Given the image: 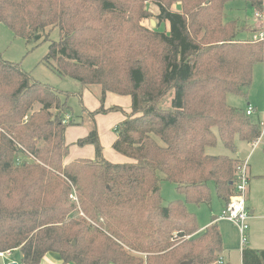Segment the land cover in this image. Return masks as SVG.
Listing matches in <instances>:
<instances>
[{"label": "trees", "instance_id": "obj_1", "mask_svg": "<svg viewBox=\"0 0 264 264\" xmlns=\"http://www.w3.org/2000/svg\"><path fill=\"white\" fill-rule=\"evenodd\" d=\"M229 1L0 0V23L16 36L38 43L58 31L44 64L100 89L92 126L76 142L91 144L95 158L65 163L68 106L0 54V252L19 250L18 264L47 254L61 264H229L218 263L217 222L198 232L187 208L209 203L212 190L224 206L235 191L243 160L206 148L219 140L235 153L236 140L253 145L262 134L226 102L228 93L246 97L264 61V41L241 39L243 25L224 21ZM244 1L264 12V0ZM151 18L154 27L143 23ZM107 92L131 99L112 143L129 162L102 155L94 114L117 110L104 108ZM161 179L183 200L163 204ZM241 262L264 264V249L246 242Z\"/></svg>", "mask_w": 264, "mask_h": 264}, {"label": "rangeland", "instance_id": "obj_2", "mask_svg": "<svg viewBox=\"0 0 264 264\" xmlns=\"http://www.w3.org/2000/svg\"><path fill=\"white\" fill-rule=\"evenodd\" d=\"M151 8L154 9L153 7ZM254 12L255 9L251 6L249 2L244 0H232L227 2L224 7L223 19L224 21L236 20L238 22L239 27L242 26L245 21H255V27L258 31V29H260L259 21H261V19H256L254 17ZM151 19H146L143 21V23L145 25L151 26ZM167 29L168 28L165 23H162L158 27V30L161 31H167ZM57 38L58 31L52 30L49 33L48 40L38 43H35L33 41L28 42L25 39L16 36L6 25L0 23V54L4 59L8 61L20 63L22 69L29 72L33 79L38 80L43 84L56 89L59 93L61 100L64 101L68 106L65 115H69L71 119L74 120V122L69 126L83 127L85 130L89 131L92 126V121L88 116L87 112L94 111L95 107H92L85 99L84 104L90 105V107H88L89 109L84 108L80 104V97H94L98 101V106L100 103V89L97 86L84 87L73 78L60 76L52 66H47L42 62V59L48 50L47 47L49 40H57ZM226 102L231 107H238L243 110H245L248 104L254 106L253 113L249 116V118L252 121L261 125V137L252 146H246V143L236 140V143H238L236 153L240 154L241 157L247 158L246 161L250 167H247V176L250 178L251 182L253 181L255 175H260L261 177V179L257 180V183L259 185L258 187L260 188V193L258 194L256 193V191H254L253 194L251 193V197L249 195V200L252 203L256 204V214L264 215V61L256 63L253 66L252 83L250 84L247 90L246 97L233 93H228L226 95ZM116 111H118L120 115H123V118L119 122L125 119L126 115L124 113L125 111L123 108H121L120 110H110L106 113L94 114L95 125L96 115H106ZM118 123H116L115 126H112L109 132H112L114 135H116L114 128L117 126ZM215 133L217 132L215 131ZM76 142L77 140L75 141V145H78ZM68 146H70L69 143ZM206 152L207 154L228 155L231 157H235V153L227 150L219 140L217 141L215 146L206 148ZM159 184L163 204H167L168 202L176 199L183 200V195L175 191L174 184L164 179H161ZM221 204V200L216 196L215 192L212 190V197L209 203H202L200 205L188 204L187 208L190 212H194V214L197 216L199 225H202L209 222L212 216H217L220 214ZM251 228H254V224L251 225ZM263 228L264 219L262 218L261 220L255 222V229L259 230L260 234L262 233ZM247 231L245 234L246 238L248 239ZM12 255V258L15 259V261H11L9 263H19L21 256L20 251H13ZM49 257H51L55 261H59V259L55 255L51 254L49 255ZM237 259L238 254L233 256V260ZM44 264L50 263L45 260Z\"/></svg>", "mask_w": 264, "mask_h": 264}, {"label": "crops", "instance_id": "obj_3", "mask_svg": "<svg viewBox=\"0 0 264 264\" xmlns=\"http://www.w3.org/2000/svg\"><path fill=\"white\" fill-rule=\"evenodd\" d=\"M242 25H243L242 26L243 30H245V32L240 33L239 37L241 39H253L254 35L257 32L256 27H255V21L254 22L245 21ZM166 26L168 28L167 24ZM80 99H81L80 104L86 109H89L88 107H90V105L92 107H95V109H97L100 105L99 103V105L97 106L98 101L94 97H80ZM85 99L90 105L84 104ZM113 106L117 107V110H120L121 108H123L125 111L124 113H130L131 111L130 96L107 92L105 95V99H104V108H109ZM250 106L254 110V106L252 105ZM247 107L245 108V110L247 109ZM122 118H123V115L122 114L120 115L118 111L112 112L106 115L98 114L95 116L99 141L102 146V155L106 160L113 162V163H124V162L131 161L129 158L119 154L114 149H112V143L115 140L116 135H114L112 132H109V130L112 126H115L116 123H118ZM87 133L88 131L85 130L83 127L69 126L66 128L65 140L67 144L68 143L70 144V146L68 149V154L64 159L65 163L71 162L75 159L93 160L95 158L94 147L91 144H86L83 146L75 145V141L86 136ZM237 144L238 143H236V150H237ZM249 145L250 144H246V146H249ZM213 155H216V154H213ZM235 157L241 160H245V161L247 160L246 157H241V155L237 154L236 152H235ZM247 167L250 168L249 164H247ZM263 178H264V174H263ZM259 179H261L260 175H255L252 182L249 178L247 191H246L247 192L246 199H245V206L247 207L248 212H249V218L247 221L248 222L247 244L252 249H264V231H263L264 228L262 230V233L260 234H259V230L255 229V222L261 220L262 218L264 219V215H261V214L257 215L256 214V211H257L256 204L252 203L249 200V195L251 197V193L253 194L254 191H256V193L258 194L260 193L259 192L260 188L258 187L259 185L257 183L258 182L257 180ZM247 195H248V198H247ZM222 208H223V204H221L220 213L222 211ZM219 215L212 216L209 222L205 224L199 225L198 223V228H199L198 232L204 231V229L210 223L217 222L220 232H221V237H222V253H221L222 261L227 262L229 264H242L241 262L242 245L240 243L238 229L234 225H232L230 221L219 218ZM252 224H254V228H251ZM12 254L13 252H3V253L0 252V264H7L11 261H15V259L12 258L13 256ZM236 254H238V259L233 260V256H235ZM45 260H47V262L50 264H61L60 261H55L54 259L49 257V254L45 255L42 258L41 264H44Z\"/></svg>", "mask_w": 264, "mask_h": 264}, {"label": "built area", "instance_id": "obj_4", "mask_svg": "<svg viewBox=\"0 0 264 264\" xmlns=\"http://www.w3.org/2000/svg\"><path fill=\"white\" fill-rule=\"evenodd\" d=\"M254 17L259 20L261 19V21L258 20L260 29L254 35V38L264 41V12L255 10ZM252 111L253 108L249 105L246 109V114L250 115ZM69 119L70 116L66 115L64 121H68ZM29 158L34 159L31 155H29ZM248 180L249 177L247 176V162L243 160L235 165V191L230 196L228 203L223 206L219 215V218L228 220L237 227L242 247L247 242L245 233L248 230L247 221L249 218V212L245 206V199ZM70 198L76 200L75 194H70ZM218 263H222L221 258L218 260Z\"/></svg>", "mask_w": 264, "mask_h": 264}, {"label": "water", "instance_id": "obj_5", "mask_svg": "<svg viewBox=\"0 0 264 264\" xmlns=\"http://www.w3.org/2000/svg\"><path fill=\"white\" fill-rule=\"evenodd\" d=\"M150 22H151V26L154 27L155 26V21L153 19H151ZM9 264H17V263L14 262V263H9ZM180 264H191V262L190 261H183Z\"/></svg>", "mask_w": 264, "mask_h": 264}]
</instances>
